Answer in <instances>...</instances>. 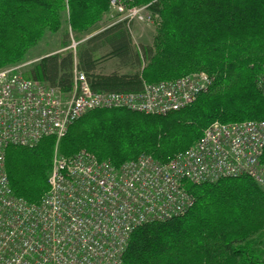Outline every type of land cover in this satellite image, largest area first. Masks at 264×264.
<instances>
[{"label":"trees","instance_id":"16d2710c","mask_svg":"<svg viewBox=\"0 0 264 264\" xmlns=\"http://www.w3.org/2000/svg\"><path fill=\"white\" fill-rule=\"evenodd\" d=\"M131 1L147 5L160 18L153 46L141 48L140 56L135 53V63L142 58L146 65L132 76L99 75L92 52L86 50L78 60L88 65L84 73L91 89L138 92L140 75L157 83L204 72L213 80L208 92L164 117L94 110L74 122L58 142L46 137L31 148L8 147L5 170L15 196L37 203L47 192L56 143L62 157L84 150L115 167L140 155L164 163L189 148L212 122L264 121V0ZM108 8L109 0H0V68L20 62L46 32L57 33L64 13L70 31L82 34ZM114 31L118 34L107 40L110 54L131 58L121 24L96 38ZM72 72V54L60 60L52 55L27 78H43L67 91ZM185 187L192 207L182 217L136 229L122 264H264V250L255 240L264 232V189L249 177Z\"/></svg>","mask_w":264,"mask_h":264},{"label":"built area","instance_id":"2783aa9c","mask_svg":"<svg viewBox=\"0 0 264 264\" xmlns=\"http://www.w3.org/2000/svg\"><path fill=\"white\" fill-rule=\"evenodd\" d=\"M131 0H109L127 35L142 21ZM75 47V44H73ZM19 67L0 70V264H122L130 235L139 227L182 217L193 205L186 184L249 177L264 187V122L209 124L197 141L167 162L149 155L113 166L81 150L55 157L48 190L39 202L14 195L5 170V150L60 140L94 110H126L166 116L207 93L204 72L171 81L142 83L138 92H96L83 71L72 72L64 91L24 77ZM264 95V87H260Z\"/></svg>","mask_w":264,"mask_h":264},{"label":"rangeland","instance_id":"374dc122","mask_svg":"<svg viewBox=\"0 0 264 264\" xmlns=\"http://www.w3.org/2000/svg\"><path fill=\"white\" fill-rule=\"evenodd\" d=\"M132 7L143 8V10H141V13H140V16H142V21L136 20V21L130 22L129 24L130 33L128 35L131 46L133 47L131 49L139 50V52L141 53L142 52L141 48L153 46L154 39L158 32L160 18L158 17L156 13L150 10L147 5H134L132 1L126 2L125 9H129ZM119 17L120 15L116 14L113 11V9L111 10L109 6L108 11L103 15L100 22H98L95 26H93L90 30H88L85 33L75 34V33H72L70 29H68L69 26L67 23V14L64 13L63 23L61 25L60 30L57 33L52 34V33L46 32L44 36L42 37V39L35 46L31 47L26 52L24 58L20 62L13 64V65H6L4 67H1L0 70L11 68V67H19L20 68L19 71H21V74L24 77H27L30 71L33 70V68H35L36 64L38 63L39 58L42 55L60 51L61 48L64 46L63 44H66L68 51H70L73 55L77 56L83 50L84 46L86 47L85 44L92 37H94V35H92V33L90 34V32L94 31L96 27L103 28L104 31L107 29H110L111 28L110 25L115 24L118 20H120ZM73 44H75V47H73ZM96 57L97 59L102 60L106 58V54L102 50L96 54ZM145 65H146V62H144L141 58L140 66L142 67L141 68H139V66L137 67V70H136L137 74L138 73L140 74V71H142ZM115 67L116 66H114V63H110L107 66L108 69L105 71L101 70V68L96 69L97 74L105 75V76L111 75V74H117V75L124 74V70L123 71L116 70ZM139 79H140V83H150L144 80L142 75H140ZM167 81H171V80H167ZM261 122H264V121H261ZM55 157H62L58 152L57 143L55 144L54 152L52 155V162ZM260 188L264 189V187H260ZM255 240H260L261 242L260 248L264 250V232L258 235L257 237H255ZM262 261L264 263V255L262 257Z\"/></svg>","mask_w":264,"mask_h":264},{"label":"crops","instance_id":"0c3cea01","mask_svg":"<svg viewBox=\"0 0 264 264\" xmlns=\"http://www.w3.org/2000/svg\"><path fill=\"white\" fill-rule=\"evenodd\" d=\"M66 14H67V12H66ZM68 29H70V28L68 27ZM103 31H104L103 28H97L96 27L94 29V31L90 32V34L92 33V35H94V37H92L85 44L86 47L84 46L83 50L80 53H82V52H84L86 50L92 52L91 61H92V64H93L92 66L95 69L101 68V70L105 71V70L108 69L107 66L110 63H114V66H116L115 67L116 70H120V71H123L124 70V74L123 75L132 76V75L136 74L137 73L136 72L137 67L139 66V64L141 63V61L139 60L140 63H137V62L135 63V53H138V55L140 56V52H139V50H132L131 49L133 47L131 46V43H130V40H129L128 35H126V34L123 33L121 36L124 38L125 44L129 48L132 57L131 58L130 57L118 58V57H114V56H112L110 54L113 49H112V47H110L109 43H107L108 38H110L114 34H118L117 31L111 32L109 35H106L105 37H101L99 39L96 38ZM92 39H95V40L92 41ZM90 41H92V42H90ZM67 49H68L67 46H63L60 51L53 52V53H47V54L42 55L39 58L38 63L36 64V66H39L40 63H41V61L43 59H45L47 57H50L52 55H57L58 58H59V60H60V59L64 58L67 54H72ZM102 50L108 56L105 59L99 60V59H97L96 54L99 51H102ZM80 53L78 55H80ZM78 55L75 56V55L72 54V58H73V69L76 68L77 70L84 72L85 69H86V66H88V65H86L85 63L79 61L78 60ZM129 69L132 70V71H130ZM31 72H32V70L30 71L29 74H31ZM39 80L46 81L43 78H40Z\"/></svg>","mask_w":264,"mask_h":264}]
</instances>
